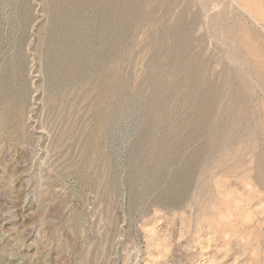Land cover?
Wrapping results in <instances>:
<instances>
[{"label": "rangeland", "instance_id": "obj_1", "mask_svg": "<svg viewBox=\"0 0 264 264\" xmlns=\"http://www.w3.org/2000/svg\"><path fill=\"white\" fill-rule=\"evenodd\" d=\"M248 2L0 0V264H264Z\"/></svg>", "mask_w": 264, "mask_h": 264}, {"label": "bare ground", "instance_id": "obj_2", "mask_svg": "<svg viewBox=\"0 0 264 264\" xmlns=\"http://www.w3.org/2000/svg\"><path fill=\"white\" fill-rule=\"evenodd\" d=\"M241 2H242V4L244 5V6H246V7H249L250 9H252V6L250 5V3L248 2V0H241ZM253 10V9H252ZM253 12H255V13H257L255 10H253ZM230 34V33H229ZM231 36V35H230ZM230 38H232V36L230 37ZM260 51V50H259ZM259 51L258 52H256V53H259ZM260 68V67H259ZM264 68V67H263ZM263 70V69H262ZM230 111H231V108L229 109ZM247 112H248V110H247ZM236 115V112H234L233 114H232V116H235ZM236 117H238V116H236ZM240 118V117H239ZM260 156V155H259ZM263 156H264V154H263Z\"/></svg>", "mask_w": 264, "mask_h": 264}]
</instances>
